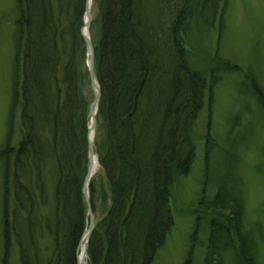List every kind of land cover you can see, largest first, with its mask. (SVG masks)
Returning a JSON list of instances; mask_svg holds the SVG:
<instances>
[{"label": "trees", "instance_id": "16d2710c", "mask_svg": "<svg viewBox=\"0 0 264 264\" xmlns=\"http://www.w3.org/2000/svg\"><path fill=\"white\" fill-rule=\"evenodd\" d=\"M98 1L92 44L101 92L96 115L101 139L96 146L104 183L96 188L92 180L89 194L92 202L94 194L108 205L90 235L88 264H152L173 227L169 187L175 178L187 175L194 162L189 132L201 108L203 81L186 64L183 37L187 22L195 11L214 15L225 0H179V5L160 0L169 10L174 7L175 14L167 33L162 34L160 17L154 24L142 0ZM16 2L9 127L14 128L18 111L22 140L12 152L10 137L1 153L3 216L6 220L9 214L14 216L8 204L10 198L19 201L20 192L33 209L39 184L30 180L27 186L17 172L27 168L32 178H38L47 153L57 174L55 213L53 221L46 223L54 245L47 264H77V246L87 228L82 196L87 110L78 89L88 79L80 36L85 0ZM162 75L168 77L163 82L159 81ZM252 89L264 110V99ZM44 117H49L47 132L40 124ZM221 192L205 209L225 219L229 227H212L202 264H224L222 256L227 250L237 253L238 264H254L241 237V210L233 208L224 216ZM28 225L31 233L35 222L30 220ZM231 236L238 246L230 243Z\"/></svg>", "mask_w": 264, "mask_h": 264}, {"label": "rangeland", "instance_id": "374dc122", "mask_svg": "<svg viewBox=\"0 0 264 264\" xmlns=\"http://www.w3.org/2000/svg\"><path fill=\"white\" fill-rule=\"evenodd\" d=\"M178 1L174 0V5H179ZM92 2L91 22L87 30L89 39L94 41L99 1ZM142 4L154 24L160 17L163 29L159 32L167 33L169 23L175 17L174 7L169 10V6L160 4V0H142ZM213 14L195 11L188 19L183 37L187 67L203 81L201 108L189 132L194 145V162L189 173L175 178L169 187L173 227L152 264H202L212 227L216 225L222 230L229 227L225 219L207 210L214 203L217 193L221 192L219 190L222 192L218 195L226 207L224 216L230 214L231 209L240 208L243 243L253 256L254 264H264V110L252 89L256 88L264 99V0L221 1ZM83 16L80 36L85 21ZM17 18L16 0H0V264H23V261L47 264L51 261L54 245L46 231V223L53 221L55 213L57 177L55 165L47 153L38 178H32L27 168L17 172L27 186L30 180L39 184L33 209L28 207L26 195L20 192L17 193L19 201L14 197V203L10 198L8 204V212L13 211L14 216L9 214L7 220L3 216L5 192L1 153L10 137L12 152L22 140L18 111L15 112L14 128L9 127ZM85 59L87 61L86 53ZM61 62L64 64L65 58L61 57ZM86 69L88 74L87 64ZM167 78L162 75L159 81ZM79 86L87 110L84 120L88 148V126L92 124L89 112L93 102L89 75L87 81L78 85V89ZM47 100L52 98L49 100L47 97ZM96 112L93 141L98 145L101 138L96 132L99 128ZM48 118H40L46 132L50 124ZM97 150L95 146L94 154ZM102 175L98 162V169L88 182L93 229L103 217L108 203L94 194L92 202L89 186L92 180H95L96 188L102 186ZM82 196L84 198L83 193ZM84 202L86 205L85 198ZM86 217L89 224L88 210ZM30 220L36 225L31 233ZM229 240L238 246L235 238L231 236ZM80 241L76 251L77 264ZM236 257L237 253L227 250L222 259L224 264H238ZM87 258L85 264H88Z\"/></svg>", "mask_w": 264, "mask_h": 264}, {"label": "water", "instance_id": "95a60500", "mask_svg": "<svg viewBox=\"0 0 264 264\" xmlns=\"http://www.w3.org/2000/svg\"><path fill=\"white\" fill-rule=\"evenodd\" d=\"M90 22H91V14L88 8V0H85V21H84L83 28L81 29V36L86 45L88 75L90 79V87L93 90V102H92V105L90 106V112H89L92 124L88 128V134L90 133V131H94L95 129V112L97 110V107H98V104L101 98L100 88L98 86V83H97V80L94 74V50H93L90 39L83 32V29L88 28ZM87 145H88V151H87L88 163H87V168H86V174H85L84 181H83L82 193L84 195L86 205H87V210H88V215H89V225L86 231L84 232L82 239L80 241V245L83 246V251H82L83 255L86 254L85 250L87 247V241L93 230V216L91 213L89 199H88V182L92 176L91 163H92V159L95 156V154H94V142L89 137H88ZM78 263L80 264L79 258H78Z\"/></svg>", "mask_w": 264, "mask_h": 264}, {"label": "bare ground", "instance_id": "6f19581e", "mask_svg": "<svg viewBox=\"0 0 264 264\" xmlns=\"http://www.w3.org/2000/svg\"><path fill=\"white\" fill-rule=\"evenodd\" d=\"M92 4H93L92 0H88V8L90 10L92 8ZM83 32H84L85 35H87V30L86 29H83ZM94 137H95L94 131H90L89 138L91 140H93ZM97 169H98V161H97L96 156H94L93 159H92V163H91V172H92V175L97 171ZM79 260H80V263L81 264H85V258H84L83 255L79 257Z\"/></svg>", "mask_w": 264, "mask_h": 264}]
</instances>
